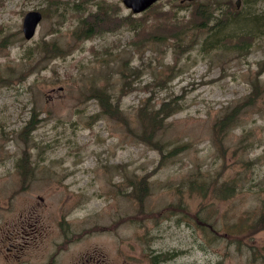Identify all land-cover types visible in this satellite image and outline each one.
<instances>
[{"label": "rangeland", "instance_id": "1", "mask_svg": "<svg viewBox=\"0 0 264 264\" xmlns=\"http://www.w3.org/2000/svg\"><path fill=\"white\" fill-rule=\"evenodd\" d=\"M189 2L158 0L153 10L133 14L121 0H3L2 219L32 211L48 223L62 214L78 236L77 247L154 239L159 247L184 248L163 254L184 255L191 264H264V226L247 231L264 212V20L254 19L253 30L263 33L247 53L231 44L200 51L204 28L177 62L180 73L153 85L167 78L174 61L169 38L175 25L193 19ZM239 2L248 16L255 14L249 9H264V0L254 7ZM201 3L217 8L236 2ZM34 9L43 17L27 39L21 21ZM94 11L136 16L88 37L81 18ZM223 25L219 37L226 36ZM47 39L45 57L37 51L31 57L30 46ZM56 49L60 53L50 58ZM126 64L137 68L130 88L122 87L120 68ZM99 84L121 95L126 122L103 113L98 93L90 92ZM254 85L257 91L249 95ZM148 97L155 106L175 101L179 109L143 138L135 110ZM233 107L234 120L216 136L214 120ZM148 138L169 147L160 149ZM24 156L38 173L16 192L20 178L12 161ZM206 168L219 179L236 177L235 194L219 197L209 190L204 196L190 189L187 182Z\"/></svg>", "mask_w": 264, "mask_h": 264}, {"label": "trees", "instance_id": "2", "mask_svg": "<svg viewBox=\"0 0 264 264\" xmlns=\"http://www.w3.org/2000/svg\"><path fill=\"white\" fill-rule=\"evenodd\" d=\"M256 0H249L250 4L254 7ZM246 5L248 4V0H243ZM3 3V0H0V5ZM189 12L193 19L189 20L188 23L184 21H178L175 25V30L171 32L172 53H174V61L169 64L167 78L156 82V84H162L167 79H172L176 77L182 70L178 69L177 62L181 59L183 54L190 53L191 49L195 47L196 41L195 35L201 33L204 28H208V32L202 37L198 47L200 51L208 52L210 50H214V48H226L229 44H231L236 51L248 52L250 47L253 44V41L256 39L255 37H260L263 33V29L259 31L253 30L258 27L255 24H260L264 20V9L259 12H253L252 9H249L250 13H255L253 16H248L243 14L244 8L241 6L239 8H235L232 5H226L225 7H208L205 4L199 3L196 0H191L189 2ZM157 4H153L151 8L147 11L153 10ZM221 8V9H220ZM146 11V12H147ZM242 13V14H241ZM133 16L127 15L123 17H116L106 14V16L100 15L97 11H94L84 17L81 18L83 21L82 27L84 28L83 33L86 36H92L96 34L97 30H106L112 29L123 19H130ZM216 17V18H215ZM227 17V18H226ZM257 18L261 20L260 23L257 22ZM233 19V21H230ZM255 19V24L253 23ZM228 20V21H227ZM227 21V22H225ZM230 21V22H229ZM223 25V30L226 33L225 37H219L218 31L220 26ZM50 40H43L40 42H36L35 45L30 46V55L31 57H35L36 51L41 53V57H45V48L48 47ZM182 49V50H180ZM61 51V50H60ZM58 49L51 52L50 58L58 55L60 53ZM264 61V60H263ZM124 66V67H123ZM121 66L120 73L124 79L122 87H131L133 79L130 78V74L132 72H136V67H129L127 64ZM30 72V69L25 70L24 73H21V76H24L26 73ZM157 71H154V76L156 77ZM1 76V75H0ZM8 78V76H5ZM123 89V88H122ZM257 88L256 85L253 86L249 95L256 93ZM90 92L98 93L99 103H101L103 113H107L112 117L127 121L126 114H124L121 109V104L119 103L121 95H115L113 91L107 88L105 85H97L90 90ZM248 95V96H249ZM179 109L176 102H161L159 105L155 106L151 99L145 98L142 104L138 105L135 110V114L140 121V124L144 126L143 131L139 133V136L143 138H147L146 132L148 129H156L162 126V123H165L166 117H169L173 111ZM235 110L234 107L229 111H226L222 114L219 113L214 120L215 128L214 133L216 136L218 135V131L223 127L229 126L234 120ZM31 119L28 120V123H31ZM36 124L32 121V126ZM150 142L156 145L158 148H162L164 142L159 140H151L148 138ZM169 149V148H168ZM238 181L236 177H232L231 180L219 179L217 175H214L213 172L206 168L205 170L198 172V177L191 179L187 182V186L190 189L199 190L202 195H206V193L210 190L211 194H216L219 197H229L235 194L237 190ZM136 187V186H135ZM264 212L260 215L258 221H256L253 225H257L254 229H248L247 231L256 232L258 229H262L264 226Z\"/></svg>", "mask_w": 264, "mask_h": 264}, {"label": "flooded vegetation", "instance_id": "3", "mask_svg": "<svg viewBox=\"0 0 264 264\" xmlns=\"http://www.w3.org/2000/svg\"><path fill=\"white\" fill-rule=\"evenodd\" d=\"M54 225V228H52ZM70 221L60 214L57 221H38L33 212L19 219L0 220V264H191L184 255L165 256L155 240L117 242L112 247L92 244L77 247ZM154 244V245H153Z\"/></svg>", "mask_w": 264, "mask_h": 264}, {"label": "water", "instance_id": "4", "mask_svg": "<svg viewBox=\"0 0 264 264\" xmlns=\"http://www.w3.org/2000/svg\"><path fill=\"white\" fill-rule=\"evenodd\" d=\"M127 7H132L135 12L141 11L148 7L155 0H122ZM41 13L37 10L28 11L23 20V32L26 37H31L34 33L37 21L40 19Z\"/></svg>", "mask_w": 264, "mask_h": 264}, {"label": "bare ground", "instance_id": "5", "mask_svg": "<svg viewBox=\"0 0 264 264\" xmlns=\"http://www.w3.org/2000/svg\"><path fill=\"white\" fill-rule=\"evenodd\" d=\"M257 1V0H256ZM221 7V6H220ZM221 9V8H220ZM216 18V17H215ZM227 18V17H226ZM225 37V36H224ZM256 38V37H255ZM180 50H182V49H180ZM176 253V252H175ZM208 263V262H207Z\"/></svg>", "mask_w": 264, "mask_h": 264}]
</instances>
